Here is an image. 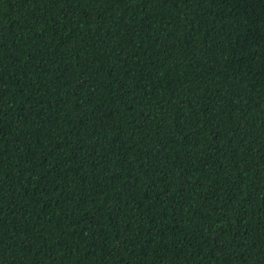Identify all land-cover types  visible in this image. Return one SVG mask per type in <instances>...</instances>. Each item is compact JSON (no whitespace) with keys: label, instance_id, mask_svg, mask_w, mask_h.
Here are the masks:
<instances>
[{"label":"trees","instance_id":"1","mask_svg":"<svg viewBox=\"0 0 264 264\" xmlns=\"http://www.w3.org/2000/svg\"><path fill=\"white\" fill-rule=\"evenodd\" d=\"M0 264H264V0H0Z\"/></svg>","mask_w":264,"mask_h":264}]
</instances>
